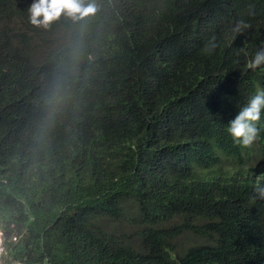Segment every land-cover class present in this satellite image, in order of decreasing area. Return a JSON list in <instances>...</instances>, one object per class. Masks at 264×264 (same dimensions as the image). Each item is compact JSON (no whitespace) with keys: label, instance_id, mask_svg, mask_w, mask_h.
Instances as JSON below:
<instances>
[{"label":"trees","instance_id":"16d2710c","mask_svg":"<svg viewBox=\"0 0 264 264\" xmlns=\"http://www.w3.org/2000/svg\"><path fill=\"white\" fill-rule=\"evenodd\" d=\"M34 2L0 0L4 262L264 264V122L226 130L264 88V0H94L44 52Z\"/></svg>","mask_w":264,"mask_h":264},{"label":"clouds","instance_id":"9594fccd","mask_svg":"<svg viewBox=\"0 0 264 264\" xmlns=\"http://www.w3.org/2000/svg\"><path fill=\"white\" fill-rule=\"evenodd\" d=\"M96 11L97 7L94 0H35L30 8V21L36 26L48 27L54 21L59 20L62 15L71 17L73 20H79L94 15ZM241 30L239 25L235 29L237 32ZM215 47L216 44L213 39L205 45L204 51L210 53ZM14 48L17 49L18 46L14 44ZM250 66L264 72V49L255 53ZM262 122H264V88H259L239 109L235 117L226 126V130L234 143L243 147H250L259 137ZM254 192L256 195L253 199H264V183L259 184Z\"/></svg>","mask_w":264,"mask_h":264},{"label":"rangeland","instance_id":"374dc122","mask_svg":"<svg viewBox=\"0 0 264 264\" xmlns=\"http://www.w3.org/2000/svg\"><path fill=\"white\" fill-rule=\"evenodd\" d=\"M41 28H43V29H46L47 30V32H46V34H45V36L48 38V40L50 41V43L49 42H47L45 39H39V42L38 43H40L41 44V46L40 47H38V51L39 52H44V51H46V49L50 46V45H52V44H55V40L57 39V37H61L62 36V34H63V30H61L60 28H54V27H52V28H50L49 26L48 27H44V26H42L41 25ZM255 162H257V164H258V161H255ZM255 167H257L256 165H249L248 166V168H255ZM247 168V169H248ZM257 169H258V171H257V177H259V178H261V176L262 175H264V165H259L258 167H257ZM130 233L132 234H134V230H131L130 231ZM135 238V237H134ZM193 242V237L191 238V237H189L188 236V238L187 237H184V238H182L181 239V241H179L178 242V245H183V244H186L187 246L189 245V244H191ZM2 244V234L0 233V245ZM2 247V245L0 246V264H6L5 262H4V260H3V252H2V249H3V247Z\"/></svg>","mask_w":264,"mask_h":264}]
</instances>
